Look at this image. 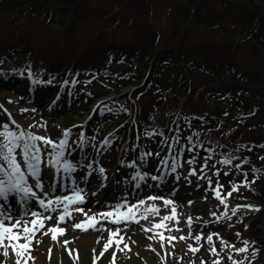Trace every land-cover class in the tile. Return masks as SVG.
Segmentation results:
<instances>
[{
    "label": "rangeland",
    "instance_id": "1",
    "mask_svg": "<svg viewBox=\"0 0 264 264\" xmlns=\"http://www.w3.org/2000/svg\"><path fill=\"white\" fill-rule=\"evenodd\" d=\"M54 1L0 0V14L5 12L11 14L16 11V23H21V32L24 35H29L28 38L23 36L25 40L35 37L36 25H39L41 31L56 28L55 30L61 32V35H72L75 31V23L73 24L69 17L59 15L55 10L48 11L47 15L40 21L39 17L44 7L54 3ZM77 1L82 6H101L111 10L106 15L109 18L106 22H102L99 28L100 31L102 30V38L131 37L144 42L150 41L153 27L147 0ZM41 31L40 33L43 34ZM241 48L250 49L252 52L264 49L253 41L242 42ZM19 75H24L25 79L16 88H11L10 82L8 86L0 84V108H3V112L0 114V125L8 124L10 131L17 133L26 131L46 137L57 144L61 140H66L63 160L70 162L75 169L72 172H65L61 168L60 171L55 172L54 176L55 170L42 164L40 180L43 183V188L34 189V191L40 194L46 202L58 196L74 198L75 192L78 191L84 201L69 206L70 215L65 217V222L59 224L60 228L66 230L65 234L57 233L56 241L51 239V234L37 233L31 247V257L34 259H28L27 256L24 258L28 260V264H94V260L95 264H201L202 261L204 264H213L217 258L221 264H232L229 255L232 256L233 260H243L244 264H261L262 260L257 249L260 245L264 248L263 226L258 225L260 233H255L246 228L239 218L240 214L253 212L259 207L249 204L250 202L233 200V196L239 195L240 190L243 189L241 185H237L238 191L233 192V196L227 199V208L220 204L213 191L219 185V179L216 176L218 165L208 159L209 156L199 155L193 149L189 152L190 156L184 155L182 153L183 143L186 141L184 132H176L167 149L162 148L161 153L149 152V154L152 153L150 159L134 157V160H130L128 159L127 147L111 139L119 119L115 111L122 107L116 101L111 105L108 103V98L113 96V92L104 95L101 93L103 90L99 89L97 93L101 94L96 100L101 99V101L93 104L89 113L85 112L82 116L68 115L63 104L60 106L57 103V107H54L46 99L42 100L43 94L46 93L43 88L38 94L41 98L40 102H32L28 98L23 100V97H26L28 93L25 94L22 89L28 84L26 78L29 79L30 76L26 72H19ZM188 75L192 89L210 79L198 70L188 71ZM89 80V76H82L78 85L82 86ZM92 85L93 82L86 88L96 90ZM27 86L29 87V85ZM132 88L133 85L129 84L120 88V91L125 93L131 91ZM156 93V91L148 88L144 94L139 96L140 115L148 113L157 99ZM97 110H111L113 116L106 121H101L99 133L101 141L99 145L94 146L95 150H98L96 157V152L92 155L94 149L90 154H84L85 144L87 145L88 141L84 139L83 132L85 125L86 128L91 127V131H95L96 124L99 122L91 120H93L94 111ZM255 115L264 117V112ZM0 131H4L3 127H0ZM66 131L69 134L65 137ZM109 138L111 139L109 142L112 144L107 142ZM97 141L96 139L94 143ZM0 142H3L2 137H0ZM131 152L130 149V155H135ZM158 155H160L157 158L158 162H155L154 158ZM17 158H20L18 153ZM50 158L45 157V160ZM189 160L194 162L189 164ZM165 161L167 163H164ZM173 161L178 165L175 172L171 168ZM101 169H103L102 173ZM193 169L196 174L190 175L189 172ZM24 171L27 176V169L25 168ZM85 174H89L90 179L79 182ZM141 176L144 179H140ZM152 177H157V179H152ZM28 183L32 185L35 181L28 177ZM233 185L236 183H231L226 189L221 184V195H226ZM148 197H157V199L152 201L148 200ZM20 199L23 198H19L17 194L10 195L6 201L0 200V205H2L0 211H3L5 215H11L14 220L31 219V212H38L45 216L51 215L53 219L45 222L43 231L56 226V217L63 214V205H53L52 207L56 208L54 212L45 211L42 207H36L34 202L27 203V199L20 204L18 202ZM31 200L33 201V197ZM141 200L146 201V205L154 204L157 206L160 209L158 215H149L147 220L139 219L140 214L145 212V205H142L137 211L139 223L131 222L116 225L105 220L102 221L105 224L96 225V228L100 230L81 231L73 228L74 224L86 221L87 217H92L93 214H90L92 212L115 211L120 205H136ZM164 200H170L172 203L166 207L163 203ZM244 205L252 207H240L235 215L232 214L233 208ZM173 207L176 209L178 223L176 221L166 222L167 227L171 228L172 231L169 232L164 229L154 231H162L165 237L179 238L184 236L189 238L186 240L176 239L171 243L165 240L163 247H161L159 236L150 239L154 232H145L142 229L152 228V225L159 223L163 216L169 215ZM76 209H82L83 212L76 211ZM121 211H127V208H121ZM189 218H191V232L187 223ZM117 228L120 229L119 235L123 236V241L119 243L118 247L114 243L101 256L104 245L109 239V230L115 231ZM209 234L213 235L211 245L206 241ZM196 235H202L205 239L197 242L194 239ZM217 237L222 238L228 245H234L235 248L229 247L222 250L221 241ZM118 239V237H113V240ZM65 241L68 243L65 244ZM244 241L248 242V251L237 254L235 249L244 247ZM189 244L199 248V251L196 253L189 252L187 248ZM213 245L219 252V257L210 254L209 250ZM49 250H51L50 253ZM8 251L9 255L5 257L0 250V264H15L16 257L11 249ZM253 251H255V255H253ZM21 264H24L23 260Z\"/></svg>",
    "mask_w": 264,
    "mask_h": 264
},
{
    "label": "trees",
    "instance_id": "2",
    "mask_svg": "<svg viewBox=\"0 0 264 264\" xmlns=\"http://www.w3.org/2000/svg\"><path fill=\"white\" fill-rule=\"evenodd\" d=\"M147 2L153 27L149 42L102 38L99 28L111 10L77 0H55L39 17L43 20L51 10L69 17L75 23L72 35L36 25L35 37L25 40L29 35L16 23V11L0 14V73L28 68L55 84L66 81L65 92L67 82L73 79L74 84L82 73L94 74L103 93L137 85L133 99L127 94L112 98L123 105L118 123L134 115L138 145L151 148L158 145V136L183 129L186 146L198 145L220 166L222 182L243 187L237 198L262 206L242 215L243 224L259 233L257 225L264 224V117L255 114L264 112V49L252 52L241 44L253 41L264 48V0ZM194 70L210 79L192 89L188 71ZM148 88L157 99L140 116L139 96ZM96 94L81 90L71 95L69 111L84 112ZM117 131L127 137V127ZM225 159L231 163H222ZM257 252L264 264V250Z\"/></svg>",
    "mask_w": 264,
    "mask_h": 264
},
{
    "label": "snow or ice",
    "instance_id": "3",
    "mask_svg": "<svg viewBox=\"0 0 264 264\" xmlns=\"http://www.w3.org/2000/svg\"><path fill=\"white\" fill-rule=\"evenodd\" d=\"M3 127L4 131H0V137L3 138V142H0V200H7L10 195L22 194L23 199H27L30 196L36 197V192L34 189H42L43 183L40 180L42 164L51 167L55 172L60 171L62 168L65 172L74 171V166L68 162L64 161V149L66 147L67 141L61 140L58 144L52 142L50 139L38 135H34L32 133L26 131H20L19 133L10 131L8 124L0 125ZM68 132L64 133V136H68ZM151 135V133H150ZM39 142V143H37ZM50 149V151H49ZM17 153L19 154V159L17 158ZM45 157H51L50 159L45 160ZM194 161L189 160L188 163L192 164ZM164 163H167L165 161ZM224 164H230L231 161L225 159L222 161ZM134 166V165H133ZM177 163L173 161L171 168L172 171L175 172ZM205 163V167H206ZM239 167V166H237ZM27 169V176L25 174L24 169ZM101 173L103 169L100 170ZM190 175H195V170H190ZM218 174V173H217ZM28 177H31L35 183L29 185ZM140 179H144V177H140ZM152 179H157V177H152ZM254 182V181H253ZM209 184L211 185V181L209 180ZM243 186H247V181H245ZM222 186H217L214 191L215 198L219 201L220 204L224 205L227 208V199L232 196L233 192L238 191V186L233 185L232 189L227 192L226 195L222 196L220 188ZM157 197H148V200H156ZM66 202V203H65ZM83 197L80 192H75L73 197H55L54 199H49L47 202L44 199H39L38 204L45 211H56V208L52 207L53 205L60 206L63 205V214H60L57 219V224L54 227L45 229V222L52 220L53 217L51 215L45 216L38 212H31V219H13L11 215H5L3 211H0V250H2V254L7 257L9 255V249H11L13 255L16 257L15 264H21V261H24V264H28V260L24 259L25 256L28 259H34L31 257V247L33 241L36 239V235L38 232H42L43 235L51 234V239L53 241L57 240V233L60 235L65 234V229L60 228L59 224L65 222V217L69 216V206L72 204L83 203ZM164 205L167 207L172 203L170 200H164ZM145 205L144 214H140L139 219L147 220L149 215H158L160 209L153 205H146V201L141 200L136 205H120L115 211H110L106 213H101L102 218L112 224H122V223H139V219H137V211L140 206ZM127 208V211H121V208ZM240 207L251 208L250 205L237 206V208L232 209V214L235 215ZM2 208V205H0ZM258 211L259 209H254ZM76 211L83 212L82 209H76ZM29 215V214H25ZM86 215V214H85ZM226 215V213H225ZM91 221V222H89ZM169 221H176L177 213L175 207L171 208L170 214L163 216L159 223H154L152 228H144L142 229L145 232H154V235L150 237V239H155L159 236L161 240V247H163V242L167 240L169 243L171 241L179 239L186 240L189 237L180 236L177 237H165L163 232H156L154 230L164 229L166 231H172L171 228L167 227V223ZM100 221L96 219L95 216L87 217L86 221H82L80 223H76L73 225L74 229H78L81 231H88L89 229L100 230L96 228V225L99 224ZM189 225V231L191 232V218L187 221ZM179 231V229H176ZM110 231L108 242L104 245V250L101 252V256H103L104 252H107L109 247H111L114 243L116 246H119V243L123 241V236H120V229L117 228L115 231ZM239 236V233H237ZM113 237H118V240H113ZM221 241L222 250L226 248H235L234 245H228L222 238L217 237ZM194 239L198 242L201 239H205L202 235H196ZM23 241V242H21ZM206 241L211 245L213 243V235L209 234L206 237ZM39 242V241H36ZM68 242L65 241V244ZM244 247L235 249L236 253H246L248 251V242L244 241ZM127 247V245H125ZM188 251L192 253H196L199 251V248L193 247L191 244L187 246ZM210 254L216 257H219V252L213 245L210 248ZM51 250H49V253ZM71 255V253H69ZM253 255H255V251H253ZM229 260L232 264H244L243 260L236 261L232 259V256L229 255ZM95 264V260H94ZM201 264H204L202 261ZM213 264H221L219 258L213 261Z\"/></svg>",
    "mask_w": 264,
    "mask_h": 264
},
{
    "label": "bare ground",
    "instance_id": "4",
    "mask_svg": "<svg viewBox=\"0 0 264 264\" xmlns=\"http://www.w3.org/2000/svg\"><path fill=\"white\" fill-rule=\"evenodd\" d=\"M87 179H90L89 178V174L88 175H84V178L82 179V180H80L79 182H83L84 180H87ZM95 179V178H94ZM103 213H105V211L103 212ZM90 214H93L92 216H95L96 217V219L98 220V221H100V223L99 224H97V225H100V224H105L104 222H102V219H101V213H99V211H98V213H97V211L94 213V212H92V213H90ZM90 234H93V233H90Z\"/></svg>",
    "mask_w": 264,
    "mask_h": 264
}]
</instances>
